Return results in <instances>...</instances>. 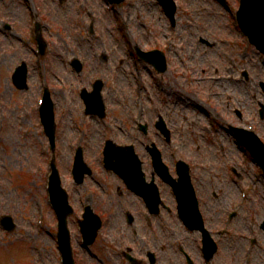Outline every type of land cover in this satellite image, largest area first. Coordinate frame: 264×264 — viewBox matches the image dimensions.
Wrapping results in <instances>:
<instances>
[{
	"label": "rangeland",
	"instance_id": "obj_1",
	"mask_svg": "<svg viewBox=\"0 0 264 264\" xmlns=\"http://www.w3.org/2000/svg\"><path fill=\"white\" fill-rule=\"evenodd\" d=\"M33 1L52 41L43 57L46 76L38 71L29 44L6 35L2 28L4 22L15 21L18 30L26 31L27 6L20 0H0V215L11 212L17 221L12 232L0 228V264H61L55 240L57 218L46 202L44 187L51 151L36 109L45 77L57 114L58 163L75 207L70 227L77 264H130L121 254L127 244L135 247L139 258L145 257L147 249L156 250L157 264H187L179 251L184 246L196 257L197 264H206L199 252V234L188 231L173 210L156 218L153 229L141 231L152 235L150 241L133 244L122 210L134 212L142 207V201L120 177L103 166L105 137L118 142L131 140L138 107L144 103V118L152 120L155 115L147 111V105H151L148 94L165 91L170 93L167 99L171 120L177 125L171 143L166 144V159L171 165L179 157L190 161L197 187H208V191H202L205 215L219 241V251L209 264H264V231L259 227L264 217V174L228 132H221L208 122L216 108L222 114V124L252 123L264 138V119L260 118L258 103L264 101L259 86L264 80V55L248 43L236 26L239 0H229L230 9L218 0H179V25L173 30L163 22V12L153 0H127L122 7L110 9L109 0H86L82 14L76 12V7L84 0ZM166 29L176 44L169 51V75L161 82L153 77L147 64L135 65L125 47L132 45V40L145 47ZM201 35L217 42V46L199 42ZM75 54L86 61L81 74L69 63ZM25 58L30 62L29 88L19 90L12 82L11 72ZM230 64L233 71L227 68ZM244 69L250 73L249 80L242 76ZM192 70H196L194 77L224 76L225 81L200 82L190 77ZM136 74L142 76L140 90L134 82ZM99 76L106 80V119L87 115L79 94L82 86L90 87ZM228 102L240 108L244 116L240 118L234 110L229 111ZM220 122L218 119L217 126ZM81 136L85 158L94 175L77 185L70 165ZM231 166H236L242 175L233 173ZM212 190L219 194L215 200ZM243 190L250 192L248 199L243 197ZM167 191L165 200L173 204L169 188ZM85 203H91L105 221L90 250L82 246L78 226ZM233 209L239 213L229 220ZM41 214L43 223L38 222ZM251 216L258 221L255 229H250ZM223 227L228 231L219 234ZM253 236L257 241L251 247ZM249 254L250 262L246 258Z\"/></svg>",
	"mask_w": 264,
	"mask_h": 264
},
{
	"label": "water",
	"instance_id": "obj_2",
	"mask_svg": "<svg viewBox=\"0 0 264 264\" xmlns=\"http://www.w3.org/2000/svg\"><path fill=\"white\" fill-rule=\"evenodd\" d=\"M239 18L242 27L249 34L252 42L257 44V46L264 51V0H242V7L239 11ZM26 70L20 68L15 79L19 86L23 87L25 81ZM101 86L97 88L92 93H87L84 95L86 102L88 103L89 112H99L104 114V106L100 96ZM98 101V107L95 108L94 104ZM44 122L48 128V131L53 138L54 134V115L52 111V103L48 97H46V103L42 109ZM239 135L242 140L245 141L248 147L253 151L254 155L258 161L264 167V144L254 135L252 132H246L244 130L239 131ZM106 162L109 167H112L119 171L128 181L131 187L139 189L143 192L152 205L157 203V191L156 189L149 188L145 189L143 186V176L140 172V164L138 159L134 155L132 149L125 147H115L114 144L110 143L106 151ZM157 164L160 162L159 158H156ZM78 169L84 167L82 157L78 158ZM181 179L179 182L173 181L176 184V191L181 196L182 200V215L185 220L193 227H201V218L196 213V206L191 204V196L193 195L192 187L189 184L188 170L182 164ZM81 169V171H82ZM80 171V173H81ZM165 176L168 178L167 170H164ZM54 197L58 211L62 217V227H61V238L63 248L66 252L67 263L74 264L73 258L69 250V238L68 231L66 228V216L69 212L67 206V198L64 192L60 188L59 179L56 176L55 183L53 186ZM87 220L83 222V231L90 238H94L96 234V229L100 227V221L96 216H94L90 211L87 215ZM206 235L205 241L207 242V247L209 248V254L213 252V245L209 242L208 236Z\"/></svg>",
	"mask_w": 264,
	"mask_h": 264
}]
</instances>
